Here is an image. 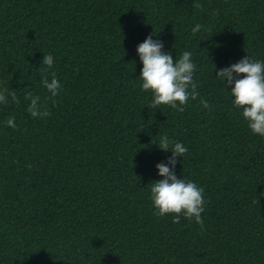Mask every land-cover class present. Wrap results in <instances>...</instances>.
<instances>
[{
    "label": "trees",
    "instance_id": "trees-1",
    "mask_svg": "<svg viewBox=\"0 0 264 264\" xmlns=\"http://www.w3.org/2000/svg\"><path fill=\"white\" fill-rule=\"evenodd\" d=\"M149 35L174 62L192 53L199 96L184 112L147 107ZM246 56L264 61V0H0V90L19 98L0 103V264H264V137L216 76ZM163 135L187 148L177 178L205 190L203 231L154 214Z\"/></svg>",
    "mask_w": 264,
    "mask_h": 264
},
{
    "label": "clouds",
    "instance_id": "clouds-1",
    "mask_svg": "<svg viewBox=\"0 0 264 264\" xmlns=\"http://www.w3.org/2000/svg\"><path fill=\"white\" fill-rule=\"evenodd\" d=\"M193 7L202 9L203 5L194 3ZM202 28L203 25L196 24L192 28L193 35ZM163 47V43L153 40L152 35L137 46V53L143 64L140 74L142 91H151L153 95L147 107L157 109L159 105H168L178 112H184V106L189 99L196 100L199 96L198 84L194 82L196 65L190 51L183 52L174 62L172 55L162 50ZM42 64L46 66L44 71L47 73L54 65L53 56L44 55ZM50 76L49 80L48 75H45L41 83L51 94L49 99H52L59 95L61 85L54 71ZM216 76L223 83L227 81V87H230L231 95L235 97L233 105L243 109L242 116L247 121L249 129L264 137V61L246 56L239 62L221 69ZM8 96H11V102L19 103L15 91L9 93L7 88L0 90V103L7 104ZM25 99L30 100L27 111L33 118L43 119L50 115L47 107L40 103V96L28 93ZM201 104L204 108H210L205 100H201ZM7 125L15 129L17 127L15 117L9 118ZM158 146L161 150H170L172 156L168 158L167 163L161 162L156 165L158 174L163 178L154 181L150 189V199L156 210L154 214L158 217L172 214L173 223L176 224L180 223L181 216L189 221L194 219L203 231L204 222L201 214L204 212L205 190L190 180L177 178L175 174L177 157L186 155L187 148L182 143L171 140L167 135L160 137Z\"/></svg>",
    "mask_w": 264,
    "mask_h": 264
}]
</instances>
